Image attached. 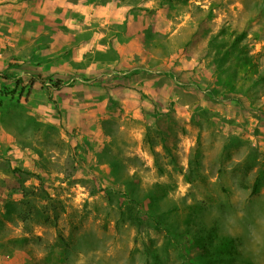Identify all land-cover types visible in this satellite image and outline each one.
<instances>
[{"label": "rangeland", "instance_id": "rangeland-1", "mask_svg": "<svg viewBox=\"0 0 264 264\" xmlns=\"http://www.w3.org/2000/svg\"><path fill=\"white\" fill-rule=\"evenodd\" d=\"M0 73V264H264V0H0Z\"/></svg>", "mask_w": 264, "mask_h": 264}, {"label": "trees", "instance_id": "trees-1", "mask_svg": "<svg viewBox=\"0 0 264 264\" xmlns=\"http://www.w3.org/2000/svg\"><path fill=\"white\" fill-rule=\"evenodd\" d=\"M2 78H3V79H7V77H6L5 75H3L2 73H0V79H2ZM18 82H19V84H20L22 87H25V86H27V85H32L33 82H34V80H27V81L19 80ZM55 88H56V89H59V88H60L59 83L55 85ZM257 188H258V179H256V180L254 181V184H253V187H252V192H251L252 195L256 193ZM130 216L132 217L133 220L139 221V218L136 217L135 215H133V214L131 213V211H130ZM147 218H149V219L151 220V222H152L151 224H153L155 230H160V228L158 227V224L156 223L157 221L154 220V218H152L151 216H147ZM149 222H150V221H149ZM141 224H142V218L140 217V225H141Z\"/></svg>", "mask_w": 264, "mask_h": 264}]
</instances>
